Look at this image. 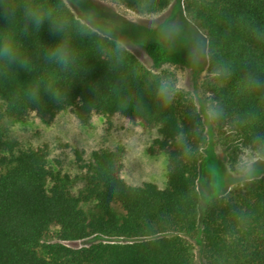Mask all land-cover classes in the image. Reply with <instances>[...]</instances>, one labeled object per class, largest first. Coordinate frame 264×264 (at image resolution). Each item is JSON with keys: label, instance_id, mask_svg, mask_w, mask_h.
<instances>
[{"label": "trees", "instance_id": "1", "mask_svg": "<svg viewBox=\"0 0 264 264\" xmlns=\"http://www.w3.org/2000/svg\"><path fill=\"white\" fill-rule=\"evenodd\" d=\"M117 1L152 14L175 0ZM73 2L79 16L64 0H0L4 116L52 121L70 109L83 124L94 115L138 121L157 131L148 153L166 156L167 185L128 184L122 145L94 151L87 163L76 152L82 174L73 177L49 166L47 145L23 148L0 126V264H264V175L203 204L208 135L199 109L173 72H153L127 43L141 46L154 70L187 61L152 31L90 0ZM188 12L206 34L217 128L264 156V86L256 84L264 82V0H193ZM57 47L69 55L66 66L49 58ZM96 236L104 239L64 244Z\"/></svg>", "mask_w": 264, "mask_h": 264}, {"label": "rangeland", "instance_id": "2", "mask_svg": "<svg viewBox=\"0 0 264 264\" xmlns=\"http://www.w3.org/2000/svg\"><path fill=\"white\" fill-rule=\"evenodd\" d=\"M64 1L79 16L74 0ZM90 1L113 11L136 26L152 31L155 37L167 42L173 52L187 61L185 65L166 64L160 70H154L144 49L134 43H127L153 72H173L178 88L189 93L199 109L208 135L199 177L203 204L207 203L211 195H220L246 180L264 175V156L246 148L235 131L220 130L215 124V106L208 86L213 74L209 69L206 34L188 12L193 0H175L166 10L152 14L132 11L117 0ZM92 19L97 20L95 17ZM152 33L151 37H154ZM0 126L6 129L9 136L18 140L23 148L47 145L49 166L73 177L82 174L76 152L82 155L83 163H87L92 159L94 151L112 150L122 145L125 154L121 177L128 184L142 185L151 182L161 189L167 185L166 156H151L148 153L149 144L158 136L157 131L145 129L138 121H131L120 115L110 118L94 115L88 124H83L70 109L64 110L52 121L35 113H29L20 120H10L4 116L3 102L0 100ZM253 158L255 163H252ZM103 239L96 236L64 244L81 247ZM46 241L55 242L56 239L49 237ZM196 251L199 260L200 246L197 243Z\"/></svg>", "mask_w": 264, "mask_h": 264}, {"label": "clouds", "instance_id": "3", "mask_svg": "<svg viewBox=\"0 0 264 264\" xmlns=\"http://www.w3.org/2000/svg\"><path fill=\"white\" fill-rule=\"evenodd\" d=\"M28 15H30L33 19V21L39 25L41 24L43 21H42V18L39 17V16H36L32 13H28ZM60 28L57 26L54 31H59ZM10 50L7 46H5L4 48V52L5 53H8ZM49 58L54 60V61H57L58 63H60L61 65H67L68 62H69V55L67 53V51L63 48V47H57L54 51H52L50 54H49ZM256 84L257 86H264V82H261L259 80L256 81ZM157 95L158 97L160 98V100L164 103V104H167L170 99L172 98L171 97V93H170V90L168 88V86H166L165 84H161L158 89H157ZM220 113H214V115H219ZM260 139V138H258ZM264 142V141H262ZM252 163H255V158H253L252 160Z\"/></svg>", "mask_w": 264, "mask_h": 264}]
</instances>
